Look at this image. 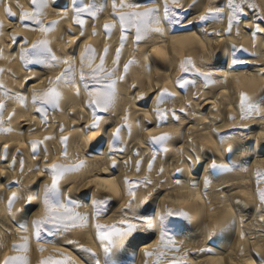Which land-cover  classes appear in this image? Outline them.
I'll return each instance as SVG.
<instances>
[{"label":"snow or ice","instance_id":"1","mask_svg":"<svg viewBox=\"0 0 264 264\" xmlns=\"http://www.w3.org/2000/svg\"><path fill=\"white\" fill-rule=\"evenodd\" d=\"M27 2L25 8L20 0H0L4 15L0 39L8 37L0 46V61L18 59L26 73L17 77L0 67V135L15 132L24 137L27 132L33 138L21 147L29 149L34 162L26 173L24 153L19 148L13 153L7 144L0 147V176L15 172L17 165L20 176L9 182L0 180L5 213L0 218V251L6 247L4 237H11L13 230L19 236L0 264H217L237 234V226L240 241L255 243L257 236L264 240V8L256 0ZM49 9L57 19L46 22ZM105 15L108 18L98 31L96 25ZM5 20L13 26L11 30L6 29ZM69 20L68 27L53 38ZM242 32L251 40V51L225 43L208 52L210 42L219 44L233 35L239 38ZM24 33L40 35L30 40ZM98 36L104 39L99 51L88 42ZM114 37L118 46L113 50L109 41ZM55 43L66 51L55 50ZM189 46L194 55L173 61L177 52ZM126 52L130 58L122 63ZM158 57L175 63L177 75L162 88L157 84L152 94L138 91L137 83L130 82L134 69L143 68L149 76L154 68L161 69V75L168 72ZM6 75L19 87L10 88ZM221 88L233 101L223 113L229 125L224 132L218 130ZM207 94L214 99L209 100ZM122 100L137 104L143 119H132L129 106L117 122ZM209 103L217 106L208 108ZM18 109L33 113L42 132L50 127L55 131L42 138H35V127L17 131L11 122ZM209 112L214 115L209 117ZM84 113L88 122L77 126L86 119ZM57 115L67 117L71 126L56 122ZM192 127L202 133L207 128L220 159L203 145L197 146L188 131ZM165 128L171 131H158ZM81 137H96L95 142L89 141L83 158ZM54 144L59 145L58 153ZM173 157L180 158L179 164L165 176ZM89 160L103 164L93 166ZM25 175L40 179L25 185ZM245 177L253 185L254 207L234 196L233 184L248 191L243 188L249 182ZM81 183L87 190L72 195ZM181 189L199 191L195 199L206 205L213 204L215 194L218 204L211 211H223L230 204V216L217 226L206 219L198 223L183 208L167 204L161 208L163 198L190 203L193 197L178 193ZM4 192L10 193L6 199ZM250 218L260 225L256 236L244 230ZM77 233L87 234L94 246L82 243ZM244 254L241 248L239 256ZM249 259L250 264H264V252L253 248Z\"/></svg>","mask_w":264,"mask_h":264},{"label":"bare ground","instance_id":"2","mask_svg":"<svg viewBox=\"0 0 264 264\" xmlns=\"http://www.w3.org/2000/svg\"><path fill=\"white\" fill-rule=\"evenodd\" d=\"M20 2L22 4H24L25 8L28 7L27 0H20ZM187 2H190V0H187ZM256 2L258 4H260L262 8H264V0H256ZM14 10H15V8H14ZM201 11H203V8L201 9ZM3 18H4L3 12H2V10H0V19H3ZM107 18H108L107 15H105L104 19L100 20L97 23L96 26H97L98 31L102 30V25L104 23V20ZM54 19H57V17L52 13V10L49 9V15L47 17L46 22H50L51 20H54ZM70 23H71L70 20L63 22L60 26V29H58L57 32L53 35V38L58 37L60 35V32L64 29H66ZM5 24H6L7 30H11V28L13 27L12 25L8 24L7 20H5ZM225 26H226V22H225ZM217 27H221V26H217ZM90 33H91V28L88 29V36L89 37H90ZM24 35H26L28 37V39H30V40H35V39L39 38L40 34L39 33H35V34L24 33ZM7 40H8V37H7V35H5L3 37V39H0V46H4L5 42ZM88 42H90L93 45V47L97 48L98 51L102 50V48L104 46V39L102 36L92 37L89 39ZM109 43L112 45L113 50L115 49L116 46H118L116 37H114L111 41H109ZM225 43H227V44L236 43L238 46L243 45L244 47L249 48L250 51L252 50L250 38L242 32V35L239 38H237V37H235V35H233L228 40L221 39L219 44H217L215 41L210 42L207 45L208 52L209 53L214 52L218 47L223 46V44H225ZM195 46L199 47L198 41L195 42ZM54 49L57 50L58 52L66 51L60 43H55ZM129 49H130V46H129ZM142 51H143V49H142ZM7 52H8V48L5 47V53L7 54ZM194 54H195L194 49L191 46H189L182 53L177 52L173 56V61L178 62L179 59L182 57V55H194ZM153 55H155V54H153ZM128 58H130V57L128 55V52H126L124 57L122 58V63L124 61H126ZM158 59H159V62L161 65L167 66L168 72L165 73L164 75H161L160 74L161 69L154 68L151 76H149L143 71V68L134 69L130 82L134 81L137 83L138 91H142V92H145L147 94H152L156 90L157 84H159L160 87L162 88L165 86L167 81L173 79L175 77V75H177V72L175 71V67H176L175 63H170L164 57H158ZM108 63L110 65L111 57L109 58ZM0 67H3L7 70H10L11 72H14L17 77H24L26 75V73H25L24 69L21 67L18 59L12 61L11 63H8L6 61H0ZM4 79H5L6 84L10 88L19 87V85H16L13 80L8 78L7 75L4 77ZM45 83H46V81H45ZM167 86L169 87L170 90H174L173 86L171 84H167ZM39 87H43V84L39 85ZM246 90L251 92L254 89L253 88H246ZM29 91H31V86L29 88ZM207 95H208L209 100L214 99V97H212L211 94H207ZM218 95L220 97V100L223 102L222 105H219V107L221 108V125H220V128L218 130L221 132H224L228 129L229 125L226 121H223V113L229 111L228 106L233 101L229 100V98L227 97L223 88H221L219 90ZM181 103H183V101H181ZM129 106H130L131 113H132V119H137V118L143 119V112L138 113L137 104L132 103L131 101H128V100H122L120 102V105H119L117 122H119V115H122L123 109L126 107H129ZM179 106L180 105L177 104V108ZM214 106H217V105H213L211 103H209L207 105L208 108H212ZM194 107H195V105H194ZM9 110H11V109H9ZM76 110H77V112H79L78 106H77ZM231 110L234 114V112H235L234 108ZM69 111H71V109H69ZM84 115H85L86 119L84 121L78 122L77 126H79V124H81V123H87L88 122L87 113H84ZM208 115H209V117H212L214 114L209 112ZM33 116H34L33 113L20 112V110L18 109L17 116H15L11 122V127L16 129L17 131H19L21 129V127H23V129L35 127L37 129V132L35 134V138H42L43 135L50 134L53 131H55L54 127H50L48 129L47 133L42 132L40 130L41 125L39 123V119L38 118L33 119ZM55 121L58 123H64L66 128L71 126V121L68 120L67 117H64V116L57 115L55 117ZM195 123L205 124L206 121H196ZM158 131H171V129L165 128V129L158 130ZM158 131L155 134H158ZM188 131H190L192 133L193 139H194V141L198 147L200 145H203L206 150H211V152L217 156V159H220V153H219V151H218V149H217V147L213 141V138L211 137V134L208 133L207 128L204 129L203 133L195 127L189 128ZM204 133H207V135H205ZM72 135H76V134H72ZM256 136L259 137V133H257ZM144 137H145V139H147V133H144ZM32 138L33 137L29 136L27 134V132L25 133L24 137L18 136L15 132L9 136L0 135V147H2L4 144H7L9 149L13 153L18 148L24 153V158L26 161V168H25L26 173H27V168L30 167L34 162L30 159V157L28 155L29 149L22 148L21 145L25 144L27 142V140L32 139ZM95 140H96V137H89V140H84V138L81 137V144L83 147L81 149L80 154H81L82 158H83L84 150H86L89 147V141L95 142ZM133 144L136 147H141V145L139 143H137L135 140L133 141ZM53 147H54L55 152L58 153L59 152V145L54 144ZM142 151L147 152V148H142ZM186 154H187V151H186ZM53 158H55V157H53ZM179 159H180L179 157H173V159L170 161L171 167H169L166 170L165 176H168L169 173H174L175 167L179 164ZM88 163L90 165L95 166L96 164H103V161H101V160H89ZM261 166L264 167V165H261ZM145 167H146V165H145ZM255 167H257V162L254 161L253 168H255ZM97 171H99V169H97ZM129 175L132 176V178H137V177H135L134 174L130 173ZM142 175H143V173H141V176ZM18 178H20L18 165H17V169L15 172H7L6 171L3 176H0V180H4L5 182H9L13 179H18ZM163 178H165V177H161V179H163ZM39 179H40V177L38 175H25L23 177V183L25 185L34 184ZM81 179H83V178H81ZM243 179L249 180V182L247 184L243 185V188H246L248 191L247 192L242 191V190H240L239 186H237L236 184H233L232 187L237 189V191L234 193V196L244 200L246 203L249 204L250 207H254V201H253V197L251 195L253 185L251 183L250 178L245 177ZM85 190H87V185L85 183H81L79 185V190L73 189L72 195H74V196L79 195L80 192L85 191ZM213 192H214V189H213ZM178 193L191 195L193 197V199L190 203L180 204V203H177L170 198H163L160 201L161 208H163V206L165 204H167L169 207H173V208H177V209L183 208L185 211H188L191 214H193L194 216H196L198 223L201 219H206L209 224L217 225V226L219 224L224 223L231 214L229 212L230 204H225L223 211H217V212L211 211V209L215 208L218 204V199H217L215 194H213L211 197L213 200V204L212 205H206L201 200L195 199V197L199 195V191H197L196 193H186L184 189H181V190H178ZM3 194H4L5 199H6L10 193L4 192ZM100 194H103V193H100ZM109 194H112V193H109ZM114 198L117 199L118 203L120 202L119 197H115V195H114ZM16 207L20 208L21 204L18 203L16 205ZM85 210L86 209H82V211H85ZM0 218H5L4 206L2 204H0ZM259 227H260V225L254 219L250 218L248 223L245 224L244 230L246 232H250L251 235L256 236V230ZM239 231H240L239 226H237V234L234 235V237L230 243V246L227 247L226 251L224 252L222 261H218L217 264H250L249 252L251 249L255 248L257 251L264 252V240H262L260 237L257 236L255 243H253V241L251 239H246L244 241H240L238 238ZM76 238L80 239L82 243H85L88 246H94L92 240L90 239V237L87 234L77 233ZM14 242L15 243L19 242V236L15 232V230H13V235L11 237H4L3 238V243L6 245V247L2 251H0V259L3 258L5 253L11 254L9 252L8 246H10ZM32 247H33V249H35L36 245L33 244ZM241 248L244 249V253H245L243 257L239 256V251ZM51 251H52V249L49 248V252H51ZM47 254L48 253H45V255H47ZM33 255L35 258L36 254L34 253Z\"/></svg>","mask_w":264,"mask_h":264}]
</instances>
